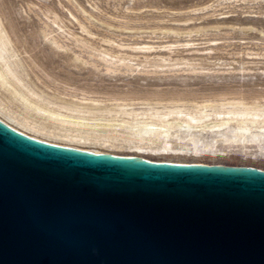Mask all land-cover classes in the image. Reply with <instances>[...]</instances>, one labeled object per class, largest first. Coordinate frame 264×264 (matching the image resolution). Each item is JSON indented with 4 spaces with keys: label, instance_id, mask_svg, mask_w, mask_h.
<instances>
[{
    "label": "water",
    "instance_id": "1",
    "mask_svg": "<svg viewBox=\"0 0 264 264\" xmlns=\"http://www.w3.org/2000/svg\"><path fill=\"white\" fill-rule=\"evenodd\" d=\"M0 264H264V168L78 148L0 118Z\"/></svg>",
    "mask_w": 264,
    "mask_h": 264
},
{
    "label": "bare ground",
    "instance_id": "2",
    "mask_svg": "<svg viewBox=\"0 0 264 264\" xmlns=\"http://www.w3.org/2000/svg\"><path fill=\"white\" fill-rule=\"evenodd\" d=\"M76 6L90 23H99L84 5L77 3ZM212 6L210 3L203 9L209 10ZM67 11L78 23L81 34L67 30L63 19L54 11L47 9L45 20L41 19L38 23L24 11L16 9L12 0H0L2 120L26 134L49 142L153 160L202 162L180 156L221 155L220 152L224 151L220 147L222 145H256L264 151L263 80L250 81L246 84L251 85L248 88L240 84L233 91L204 95H198L193 89L160 88L158 83H151L155 88L131 87L106 91L92 89V83L76 85L83 70L95 73L100 64L104 65L109 75L120 72L148 74L151 73L150 68H155L158 69L155 72L164 74L159 78L167 80L181 78L182 73L233 80L244 78L245 68H241V77L233 71H212L204 65L211 63L214 48H202L197 42L189 40L160 45L139 41L128 44L117 42L112 37L93 31L73 12ZM230 16L213 14L214 22L208 26L160 29L163 33L181 37H191L206 29L258 30L253 25L228 24ZM246 16L248 19L257 17ZM23 20L29 24H24ZM184 23L188 25L187 21ZM22 25L37 27L31 30L33 39L40 38L46 46L50 68H59L60 71L49 73L40 68L42 63L38 55H26V50L22 48L28 37ZM55 30L57 33H54ZM259 32L264 36V31ZM65 33L72 39L73 46L62 39L61 34ZM100 43H107L110 47ZM184 51L186 55L182 54ZM140 52L142 56L137 54ZM252 54L247 53V56L250 58ZM258 55L255 53V56ZM199 66L202 69L199 70ZM37 68L48 82L42 81L35 73ZM218 73L229 76H217ZM187 78L190 77L185 76L183 80ZM227 86L230 88L232 84L228 82Z\"/></svg>",
    "mask_w": 264,
    "mask_h": 264
},
{
    "label": "rangeland",
    "instance_id": "3",
    "mask_svg": "<svg viewBox=\"0 0 264 264\" xmlns=\"http://www.w3.org/2000/svg\"><path fill=\"white\" fill-rule=\"evenodd\" d=\"M12 2L16 9L24 11L31 19L38 21V23L41 19L45 20L44 13L49 9L60 15L66 24L67 30L81 34L78 23L67 11L70 10L77 18L88 25L90 29L101 35L112 37L117 42L128 44L139 41L160 45L183 43L189 40L197 42L198 46L202 48H214V53L211 54V63L204 65L210 67L212 71H233L236 72L238 77H241L243 76L241 68H245L243 79H215L200 73H182L180 74L181 78L167 80L159 78L160 76H164V74L161 71L155 72V70H158L155 68H150L151 73L148 74L120 72L117 75H109L105 71L104 65L100 64L99 69L95 73L89 70L82 71L81 79L76 84L79 86L87 82L92 83V89L106 91L108 89L117 90L131 87L155 88V86H151V83H158L160 84L158 86L160 88L169 87L181 91L193 89L198 95H204L210 92L233 91L240 84H245L244 88H248L251 85L246 84H249L250 81H264V36L259 32V30L264 31V0H12ZM77 3L84 5L99 23H90L77 10ZM210 3L213 4L211 9H203ZM26 14H24L25 18L27 17ZM213 14L215 16L220 14L231 15L227 19L228 24L236 26L240 24L253 25L258 30L242 31L225 28L218 31L206 29L205 31L194 33L191 37H181L163 33L160 29L161 27L194 26L197 28L199 26H208L214 22V19L211 17ZM244 15H254L257 17H249L248 19ZM186 21L188 25H185L184 22ZM22 22L29 24L25 20ZM22 28H24L23 32L28 37V42L22 48L26 50V55L32 57L38 55L40 63H42L40 68L46 69L49 73L60 71L59 68L55 70L50 68V63L47 62L46 58L48 52H45L46 46L40 38L33 39L31 30L34 31L37 27L22 25ZM135 28H140L141 31ZM54 29L57 28L54 27ZM54 33H57V31L55 30ZM61 36L65 42L73 46L69 35L65 33L61 34ZM213 42L216 44L211 45ZM100 45L110 47L107 43H100ZM185 52H182V54L186 55L187 52ZM247 53L253 54L249 58ZM255 53H259V55L255 56ZM137 54L142 56L143 53ZM40 68L35 69V73L42 81L48 82L47 77H44ZM200 69L202 68L199 66ZM216 75L229 76V74L222 73ZM185 76L190 78L183 80ZM252 76L253 79H250ZM140 77L145 79L140 80ZM228 82L232 84V87L229 88L227 86ZM220 147L224 150L220 152L221 155L199 154L197 156L181 155L180 157L204 163L253 165L264 168V156H261L262 153L264 154V151L256 145H248L247 147L241 145H222Z\"/></svg>",
    "mask_w": 264,
    "mask_h": 264
}]
</instances>
